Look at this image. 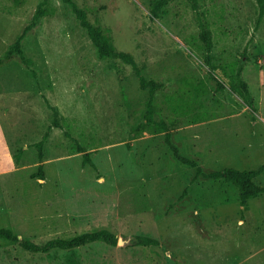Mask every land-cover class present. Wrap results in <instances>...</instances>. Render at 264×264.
Here are the masks:
<instances>
[{
	"label": "rangeland",
	"instance_id": "1",
	"mask_svg": "<svg viewBox=\"0 0 264 264\" xmlns=\"http://www.w3.org/2000/svg\"><path fill=\"white\" fill-rule=\"evenodd\" d=\"M42 1L0 0V57L17 40L21 51L0 63V227L37 244L102 228L127 242L35 254L0 240V264H66L69 256L77 264H264V193L241 205L233 184L197 175L165 140L169 133L204 173L262 168L256 182L264 187L256 0H196V9L193 0H171L158 16L157 0H74L159 84L154 124L144 118L149 88L135 69L100 58L63 0H47L35 21ZM199 18L212 32L209 53ZM222 67L233 76L241 67L254 110ZM138 236L159 245H136Z\"/></svg>",
	"mask_w": 264,
	"mask_h": 264
},
{
	"label": "trees",
	"instance_id": "2",
	"mask_svg": "<svg viewBox=\"0 0 264 264\" xmlns=\"http://www.w3.org/2000/svg\"><path fill=\"white\" fill-rule=\"evenodd\" d=\"M171 0H157L152 9L151 12L154 16H158L159 12L163 9L164 6H166ZM193 7L196 9V0H193ZM63 2L68 5L77 20L80 23V26L83 27L92 44L94 45L97 54L100 58H107V57H118L123 62L130 64L137 74L140 76V87L142 89L149 88V98L146 102L147 111L144 114V118L149 124H154L153 120V114H154V95H155V89L159 88V84L155 83L154 81H146V79L141 76L140 70L137 67L134 58L129 52L120 51L116 48L114 43L111 41V39L101 30L100 27H97L93 25L87 18L86 12L79 8L78 5L74 2V0H63ZM260 16L264 15V0H256ZM47 0L42 1L36 11V14L34 16V20H38L45 15L44 6L46 5ZM199 16V15H198ZM200 17V16H199ZM199 27H200V33L199 38L203 43V47L206 50V52H210L213 47L212 42V32L209 28V25L206 21H202L199 18ZM13 49H16L19 53L20 51V43L19 40L15 42L13 46H11V49L4 53L2 57H0V63H4L5 59H9L11 56V51ZM205 63L211 68L214 69L211 64V58L208 54L205 58ZM225 75H228L230 78V90L240 96L249 106L252 110L253 108V101L251 99L250 92L248 91L246 83L241 79L240 73H241V67L236 71V74L234 76L231 74H228L225 67L221 68ZM231 70L234 71V67H231ZM210 77L215 80L217 83L218 80L210 74ZM222 85L218 84L217 89H222ZM57 124V122H55ZM159 127L163 130L166 129V126L164 123H159ZM165 140L169 147L172 149L173 155L175 158L183 165H187L190 167H196V173L197 175H202L207 178L215 179V180H225L235 186V188L238 191L239 199L241 205H245L249 200L254 199L258 197L259 195L264 193V187L260 186L256 182V178L262 173L263 169L259 168L256 170H239L234 168H225L221 170L212 171L209 173L202 172L201 167L199 166V163L194 160H190L184 156H182L178 150V148L172 143L170 134L167 133ZM39 149L42 147V142L38 143ZM85 161L92 166H95L93 162L90 160L89 157L85 155ZM40 178L44 179V171L42 168V165L39 166L37 174ZM0 240L1 241H8L19 244L24 250L35 253V254H49L52 251L55 250H63V251H69L73 252L76 249L92 244V243H106L111 246L117 245L118 237L116 233L102 228L94 231H87L78 235H75L71 238L64 239V238H55L48 240L44 244H37L35 242H32L28 239H22L20 238L11 228L9 227H0ZM136 245L144 246V247H155L159 245V241L147 236H138L136 241ZM66 264H77V260L73 256H69L67 258Z\"/></svg>",
	"mask_w": 264,
	"mask_h": 264
},
{
	"label": "water",
	"instance_id": "3",
	"mask_svg": "<svg viewBox=\"0 0 264 264\" xmlns=\"http://www.w3.org/2000/svg\"><path fill=\"white\" fill-rule=\"evenodd\" d=\"M125 242H127V240H125V239L119 237V238H118V242H117V244H123V243H125Z\"/></svg>",
	"mask_w": 264,
	"mask_h": 264
}]
</instances>
